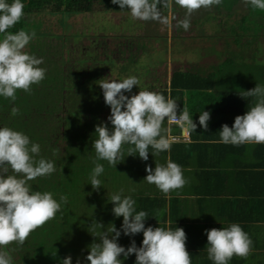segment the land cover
I'll use <instances>...</instances> for the list:
<instances>
[{
    "label": "trees",
    "instance_id": "16d2710c",
    "mask_svg": "<svg viewBox=\"0 0 264 264\" xmlns=\"http://www.w3.org/2000/svg\"><path fill=\"white\" fill-rule=\"evenodd\" d=\"M8 2L11 3L12 0ZM22 3L25 5L24 16L8 31L15 33L22 28L29 31V24L37 22L44 24V32L40 31V34L35 32V38L30 41L24 51L37 58H43L40 67L46 69V75L39 84L31 86L30 92L17 90L15 101L0 96V127L7 126L25 133L33 143L40 145V154L36 158L43 157L54 162L55 172L29 181L31 189L51 192L57 201L60 195H66L68 200L66 204H61V210L57 212L55 218L34 230L22 246L12 243L7 248H0V251L10 253L12 264H62L63 259L69 255L72 257V264H77V260L80 264H90L86 256L93 242H101L99 234L112 228L113 224L118 230L122 228L123 217L117 218L113 214L114 204L110 199L112 194L120 192L121 189H123V195H131L136 201L137 212H147L145 227L162 226L173 230L177 227L183 228L173 222L168 227L166 218L163 217L162 220L157 215L151 216L152 208L147 205V201L152 203L153 208H156L152 200L160 199L165 205L164 198H145L143 195L137 196L130 192L129 184L132 183L129 182V177H131L130 171L133 170V163L128 160V150L134 147L133 145L124 144L122 146L123 155L116 167L106 160H96V152L93 148V141L98 138L95 133L96 126L107 123L110 130L113 128L108 120L111 109L105 103L99 80L119 81L132 76L131 63L135 64V61L143 55L147 43L136 39L135 49L131 46L132 44L129 45L133 53L131 56L126 57L119 51L121 61L119 58L115 59L112 56V49L107 47L105 59H96L93 66L85 67L87 60L92 59L75 57L73 51L75 44L72 45L69 55L65 56L62 48L70 46L68 38L58 33L55 38V32L52 29L53 17H56L57 21L60 18L58 16L63 14L80 16L79 14L91 12L95 5L102 7L105 14L110 13L109 11L122 12L129 9H121L119 5L113 4L112 0H22ZM240 3V0H221V4L213 5L214 10H210L211 16L208 18L209 22H213V31L203 33L204 36L192 35V39L214 41V38L219 37L221 26L227 25L224 15L225 7L230 5L235 9L234 20L238 24L236 29L240 24L245 29L252 25L262 30L264 11L254 9L250 4L247 6L248 9L246 7V10L242 11L244 6ZM178 7V5H173L172 8ZM216 7L217 10H215ZM220 7L223 8L220 9ZM162 10L167 12L168 9L161 7ZM221 12L222 16H220ZM203 16H200L201 21ZM219 19L217 29L216 23ZM71 24L74 26L75 22L72 21ZM49 32L54 34H49ZM132 32L135 37L139 36L135 31ZM226 33L227 30H223V34ZM211 34H213V39L210 38ZM2 37L3 34H0V38ZM100 41L102 43V40ZM108 63H111L110 68ZM168 72L167 69V76L163 77L164 82H161L159 78L160 85L158 86L145 82V71L140 79L136 72L134 76L139 79L140 86H134L132 92H125V95L131 97L145 89L163 94L165 98L171 94L179 105V111L187 107L190 114L200 113L203 110L208 112L219 110L228 115H244L248 107L254 104V98L241 96L243 90L237 91L220 86L219 77L213 70L206 72L179 68L172 71L171 77ZM111 77L114 79L110 80ZM234 78L235 82L242 79L238 76ZM246 78L249 82L255 80L250 76ZM259 78L264 79L263 72ZM14 107L19 109L16 115L12 114ZM93 161L104 165V173L98 177L102 182L99 190H94L90 184V175L95 167ZM9 174H12L11 169ZM155 213L159 214L158 210ZM95 221L102 223L104 227H97L96 232L92 233L90 225ZM143 238V233L127 236L121 232L118 243L127 248L132 240H135L137 247H141ZM119 259L123 261V264H135L136 262L135 254L127 259L121 254Z\"/></svg>",
    "mask_w": 264,
    "mask_h": 264
},
{
    "label": "clouds",
    "instance_id": "9594fccd",
    "mask_svg": "<svg viewBox=\"0 0 264 264\" xmlns=\"http://www.w3.org/2000/svg\"><path fill=\"white\" fill-rule=\"evenodd\" d=\"M254 9L264 11V0H244ZM121 9H129L132 18L144 21H158L171 24L176 17L172 13L173 4L185 10V18L179 21L186 31L190 27V18L201 8L209 9L221 4V0H112ZM22 0H0V96L16 100L17 90L31 91L33 84H39L46 75V69L40 67L43 58H37L24 51L25 47L35 38V31L20 29L15 33L8 31L24 16ZM161 7L168 9L164 16ZM106 105L110 106L111 115L108 120L113 125L110 130L107 123L97 125L95 133L98 138L93 141L96 160H106L110 165L120 163L122 146L130 144L128 156L137 155L144 161L149 158V147L153 154L170 151L174 137L170 128H164V122L176 123L182 134L195 131L197 124L190 116L189 109L179 105L171 97L167 98L158 92L140 90L131 97L134 86L139 79L132 75L122 80H99ZM244 98H254V104L244 115H237L232 127L222 126L218 143L243 145L264 144V86L257 84L251 90L243 91ZM179 111V115H178ZM18 108L12 109L16 115ZM211 114L202 111L199 124L208 129ZM40 145L33 143L29 136L10 127H0V248H7L12 243L23 245L29 235L49 220L55 218L61 210V204L67 203L68 197L60 195L59 201L51 192L33 191L29 181L55 172L54 162L40 157ZM95 167L90 175V184L94 190L102 187L98 179L104 173V165L93 161ZM11 169L12 174H9ZM145 181L154 184L161 192L168 195L174 190L183 188L188 182L182 167L170 158L166 165L156 163L146 168ZM114 204L113 214L123 217L122 228L115 225L99 234L101 242H93L89 246L86 260L90 264H123L121 254L127 259L135 254V264H192L191 254L186 248V232L183 228L175 230L162 226L145 227L147 212L136 211V201L131 195L120 192L111 195ZM104 225L95 221L90 225L91 232ZM121 232L127 236L143 233L142 246L137 247L135 240L127 248L118 240ZM208 239V258L214 264H228L233 256L246 258L252 251L253 241L243 228L236 223L221 229H206ZM93 235V234H92ZM96 236V235H93ZM0 264H12V256L8 251H0ZM62 264H72V257L64 258ZM77 264L80 261L77 260Z\"/></svg>",
    "mask_w": 264,
    "mask_h": 264
},
{
    "label": "crops",
    "instance_id": "0c3cea01",
    "mask_svg": "<svg viewBox=\"0 0 264 264\" xmlns=\"http://www.w3.org/2000/svg\"><path fill=\"white\" fill-rule=\"evenodd\" d=\"M180 9L183 10L180 7L172 8L173 15ZM165 13L168 14V10ZM174 16L177 19L180 17ZM219 22L220 19L216 24ZM225 29L226 34L221 32L219 37L205 45L210 53L220 56L216 64L242 62V68L234 66L232 70L234 76L240 78L251 77L256 71L260 74L259 68L250 71L244 69V66L246 63L252 69L255 65L248 62L264 61V49L261 50L264 48V35L257 36V42L249 48V37L236 38L229 34L227 25L222 27V31ZM259 66L264 74V66ZM212 70L211 68L210 71ZM253 77L259 78L260 75ZM223 83L220 82V86H230ZM200 113L190 114L197 128L187 135L182 134L178 124H169L165 120L163 127L170 128V135L174 137L170 151L154 155V149L149 147L147 161L142 160L138 154L128 156V160L133 163L129 177V182L132 183L129 184L130 192L145 198L161 197L166 200L165 205L160 199L152 200L156 208L147 201V205L152 208L151 216L166 218L168 227L171 222L183 226L187 236L186 248L192 255V264H214V261L208 258L205 230L221 229L233 223L243 228L253 245L246 258L233 256L228 264H264V144L237 146L218 143L222 126L228 124L232 127L237 115H228L219 110L210 111L208 129L204 130L199 124ZM169 158L182 167L188 182L183 188L165 195L154 184L145 181L148 174L146 168L151 165L154 170L156 163L166 165ZM155 209L159 214L155 213Z\"/></svg>",
    "mask_w": 264,
    "mask_h": 264
},
{
    "label": "rangeland",
    "instance_id": "374dc122",
    "mask_svg": "<svg viewBox=\"0 0 264 264\" xmlns=\"http://www.w3.org/2000/svg\"><path fill=\"white\" fill-rule=\"evenodd\" d=\"M240 2V4L244 6L242 7V11H245L248 4H246L244 0H240ZM95 6L91 12L85 13L84 15L79 14L80 16H78L77 14L72 16L63 14L58 16L60 18H58L57 21L56 17H53L51 20L52 29L55 32V38H57L56 33H58L65 38L67 37L68 42L70 43L69 47L62 48L65 56H67V54L69 55L72 45L75 44L76 47L73 50L75 52V57L80 56L86 59H92L87 60L85 67L93 66V63L95 62L94 60L96 59H105V51L107 47L112 49V55L115 59L119 58V51L121 53L124 52L125 55L130 53L131 51H129V49H131V47L129 45H131V42H133V38L135 37L131 31H135L139 35L136 36L135 39L147 43V47L145 48L143 55L135 61V64L131 63L133 75L138 73L139 79L145 71V81L158 86L160 83L156 79L161 78L164 80V78L167 76V69L169 71L168 75L171 77L172 71L174 69L182 68L191 71L201 70L210 72V69L212 68L213 72L219 76L220 82H224V84H230V86H225V88L237 91L251 90L257 86L258 82H262L259 85L264 86V79L257 77H255L253 82H249L246 77H241L242 79L235 82L234 71L232 70L234 69V66L242 68V62L237 61L236 63L216 64L220 59V56L210 53L209 48L205 47V45H208L211 43V41L209 39H192V35L196 34L204 36L203 33H207L211 30L213 31V22L211 23L208 21V18L211 16L210 10L213 9V6L209 9L201 8L199 11L194 12L190 18V27L187 31L182 26H180L179 23L175 24V22H179L185 18L184 9L174 12L176 15H180L178 18L179 20L177 18L175 19L177 21L173 19L174 22L172 21L169 25L151 20L145 22H142L144 20L139 19H135L136 22L133 20H128L129 18L125 20L124 18L126 17V14L124 13L109 11L110 13L105 14V12L102 10V7ZM222 8L220 7V9ZM217 9L218 8L216 7L215 10ZM161 12L164 16H168L165 11L162 10ZM222 15L223 13L221 12L220 16ZM224 15L227 19V28L229 29V34H232L236 38H243L244 36H246V38L249 37V48L253 47V44L257 42V36L264 35V22L262 30L254 28L252 25L245 29L242 28L240 24L239 28L236 29L235 27L238 24L234 20L235 9L232 8L231 5L229 7H225ZM200 16H203L202 21L200 20ZM230 19L232 24L229 28ZM194 20L196 24L193 23ZM239 20L240 16L238 18V21ZM72 21L75 22L74 26H71ZM216 26L218 29V25ZM28 29L29 31L34 30L37 34H40V31L44 32V24L40 22L29 24ZM219 31L223 32L222 26ZM101 32H103L102 35ZM49 34L54 33L49 32ZM210 38L213 39V34H211ZM94 40H102V43L100 41V45H93L92 42ZM48 42L51 44L50 41ZM77 45L80 46L77 47ZM263 49L264 48L261 50ZM46 50L48 49L46 48ZM119 61H121V58H119ZM248 63L255 65V67L250 69L245 63L244 69L255 71L259 68L258 72L262 74L259 65L264 66V61L259 60L258 62L251 61ZM108 64L110 68L111 63ZM213 64L216 66H213ZM105 72L108 73L107 71ZM228 74L229 76L227 77ZM260 74H257V71L255 73V75ZM112 79H114V77L110 78V80Z\"/></svg>",
    "mask_w": 264,
    "mask_h": 264
},
{
    "label": "flooded vegetation",
    "instance_id": "af4514ba",
    "mask_svg": "<svg viewBox=\"0 0 264 264\" xmlns=\"http://www.w3.org/2000/svg\"><path fill=\"white\" fill-rule=\"evenodd\" d=\"M121 13H124V14H126V17L124 18L125 20H127V18H129L128 20H133L134 22H136V20L134 19V18H132V16H131V14H130V10H124V11H122ZM84 15V14H83ZM174 15H176V14H174ZM129 16V17H128ZM142 22H145V21H142ZM175 24H177V23H175ZM176 28V27H175ZM132 39V38H131ZM136 40V39H135ZM135 40H134V38H133V42H131V44H132V46H133V49H135ZM92 44L93 45H100V40H94L93 42H92ZM129 51H132V48L131 49H129ZM122 53H124V52H122ZM133 53H127V55H126V57L127 56H131ZM113 56V55H112ZM155 78V77H154ZM156 80H158L159 81V78L158 79H156ZM165 80H163V79H161V82H164Z\"/></svg>",
    "mask_w": 264,
    "mask_h": 264
},
{
    "label": "built area",
    "instance_id": "2783aa9c",
    "mask_svg": "<svg viewBox=\"0 0 264 264\" xmlns=\"http://www.w3.org/2000/svg\"><path fill=\"white\" fill-rule=\"evenodd\" d=\"M179 115V114H178Z\"/></svg>",
    "mask_w": 264,
    "mask_h": 264
}]
</instances>
